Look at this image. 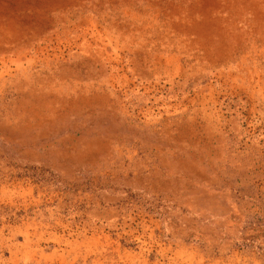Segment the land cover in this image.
I'll list each match as a JSON object with an SVG mask.
<instances>
[{"label":"rangeland","instance_id":"1","mask_svg":"<svg viewBox=\"0 0 264 264\" xmlns=\"http://www.w3.org/2000/svg\"><path fill=\"white\" fill-rule=\"evenodd\" d=\"M0 264H264V0H0Z\"/></svg>","mask_w":264,"mask_h":264}]
</instances>
